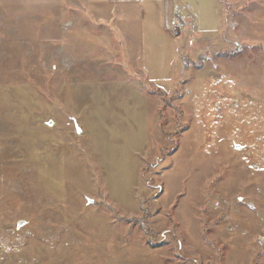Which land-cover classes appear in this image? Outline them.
<instances>
[{
  "label": "rangeland",
  "instance_id": "obj_1",
  "mask_svg": "<svg viewBox=\"0 0 264 264\" xmlns=\"http://www.w3.org/2000/svg\"><path fill=\"white\" fill-rule=\"evenodd\" d=\"M105 1L0 0V264H264V0L147 5L139 69Z\"/></svg>",
  "mask_w": 264,
  "mask_h": 264
},
{
  "label": "crops",
  "instance_id": "obj_2",
  "mask_svg": "<svg viewBox=\"0 0 264 264\" xmlns=\"http://www.w3.org/2000/svg\"><path fill=\"white\" fill-rule=\"evenodd\" d=\"M193 1L194 0H109L103 2L102 5L99 6L100 8L106 9L105 12H107V15L105 17H102V19L99 21L104 22L103 20H107L109 18V21L111 23H117L118 29L121 31V34L123 36L122 39H125L127 55L132 60V64L134 62L135 69H139L136 62L137 57L145 55V49L153 47L147 46L146 40L144 38L147 29L145 25V7L149 5L150 13L154 16H157L159 14L163 15V24L167 26L169 24L168 20L172 18L171 15L175 12V6L183 7L184 11H187L185 12L186 14H191L189 10L191 9V4L193 3ZM208 1L211 3V5H214L213 0ZM94 3H97L99 5V3L101 4V1ZM215 8L216 7L214 6V10ZM214 10L211 9L212 14ZM220 19L221 17L219 18L218 14V25H221L220 23L222 21H220ZM222 20H225V18ZM225 24H227V22H224L221 27ZM216 26L217 24L215 25V28H218ZM201 28L203 34V31L210 30L209 27L203 26L200 27V29ZM207 37L208 36L205 35V38ZM150 53L152 52L150 51Z\"/></svg>",
  "mask_w": 264,
  "mask_h": 264
},
{
  "label": "built area",
  "instance_id": "obj_3",
  "mask_svg": "<svg viewBox=\"0 0 264 264\" xmlns=\"http://www.w3.org/2000/svg\"><path fill=\"white\" fill-rule=\"evenodd\" d=\"M186 23L183 22V20H179V19H172L170 21V27L171 29H173L174 31H179L181 29H185L186 27ZM9 233H14V231L8 230Z\"/></svg>",
  "mask_w": 264,
  "mask_h": 264
},
{
  "label": "water",
  "instance_id": "obj_4",
  "mask_svg": "<svg viewBox=\"0 0 264 264\" xmlns=\"http://www.w3.org/2000/svg\"><path fill=\"white\" fill-rule=\"evenodd\" d=\"M80 131V130H79ZM238 148H239V146H238Z\"/></svg>",
  "mask_w": 264,
  "mask_h": 264
}]
</instances>
